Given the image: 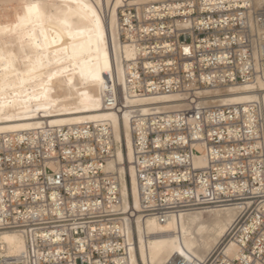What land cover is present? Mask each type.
<instances>
[{
    "label": "bare ground",
    "instance_id": "obj_1",
    "mask_svg": "<svg viewBox=\"0 0 264 264\" xmlns=\"http://www.w3.org/2000/svg\"><path fill=\"white\" fill-rule=\"evenodd\" d=\"M202 1L208 4L201 12L222 9L218 0H0V153L15 150V182L29 185L34 201H50L55 210L71 205L79 194L76 178H89L94 167L113 183L119 204L112 211L122 216L98 231L101 258L95 264L249 262L241 250L244 237L230 238L238 207H203L163 220L153 212L157 202L150 189L157 179L141 175V164L204 168L209 161L203 143L193 144L201 155L188 159L175 151L156 160L145 154L142 163L137 158V152L148 153L146 127L168 129L189 108L188 93H167L154 77L170 61L161 58L194 49V43H172V37H195L200 26L187 18L191 9L185 7ZM251 3L264 8V0ZM212 87L198 91V103L240 106L249 124L250 104L264 107L262 81ZM95 142L109 154L103 165L75 166L80 155H98ZM179 178L186 180V173ZM36 237L46 240L49 261L70 259L64 257L70 236ZM28 242L23 234L0 235V247L14 256L26 254Z\"/></svg>",
    "mask_w": 264,
    "mask_h": 264
},
{
    "label": "built area",
    "instance_id": "obj_2",
    "mask_svg": "<svg viewBox=\"0 0 264 264\" xmlns=\"http://www.w3.org/2000/svg\"><path fill=\"white\" fill-rule=\"evenodd\" d=\"M218 1L222 6L218 12L209 9L201 12L200 8L208 4L205 1L186 5V9H191L187 18L200 27L194 28L195 37L179 33L172 37V43H194V49L189 54L178 51L173 57L161 58L170 61L160 65L162 72L154 77V82L165 84L167 93H188L189 108L177 113L180 118L168 129L148 131L146 127L148 153L137 152V158L142 163L145 154L156 160L175 151L188 159L201 155L193 144L203 143L208 148L204 156L209 161L204 168L197 169L189 162L186 166L165 167L141 164V175L157 179V185L150 189L155 193L152 199L157 202L153 212L163 220L172 214L203 207L236 206L241 214L230 238L244 237L241 250L249 262L235 260L227 264H264L263 104H250L253 123L249 124L240 106L206 105L198 103L197 96L198 91L213 88L218 83L225 87L264 82V8L255 7L251 0ZM195 19L201 21L196 23ZM210 19L218 23L214 26ZM210 81L214 85H209ZM159 123L166 124V121ZM167 140V146H161L160 143ZM94 145L98 155L92 159L80 155L75 166H79L78 161L90 166L103 165L109 154L103 152L97 142ZM0 158V235L15 232L25 235L29 241L26 254L14 256L0 247V264H95L100 260L96 251L98 231L103 225L111 227L115 219L122 216L112 211L119 204V194L110 191L113 183L105 181L104 175L94 167L89 178H76L79 194L71 205L55 210L50 201H34L29 185H17L13 148L0 153ZM232 170L234 174L229 175ZM77 171L81 175L79 168ZM45 173L52 174L49 169ZM184 173L187 179L180 180ZM48 187L46 185V190ZM61 192L68 196L64 190ZM173 198L175 201L170 202ZM56 232L62 239L73 238V243L64 242L69 245V254L64 257L70 255V259L49 261L46 240L36 237ZM206 264L222 262L212 259Z\"/></svg>",
    "mask_w": 264,
    "mask_h": 264
}]
</instances>
